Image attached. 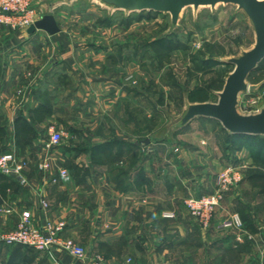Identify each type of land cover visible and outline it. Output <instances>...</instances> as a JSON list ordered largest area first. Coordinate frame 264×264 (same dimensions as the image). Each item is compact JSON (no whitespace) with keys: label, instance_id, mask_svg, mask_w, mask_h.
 Listing matches in <instances>:
<instances>
[{"label":"crops","instance_id":"0c3cea01","mask_svg":"<svg viewBox=\"0 0 264 264\" xmlns=\"http://www.w3.org/2000/svg\"><path fill=\"white\" fill-rule=\"evenodd\" d=\"M38 8L40 18L45 12L41 4ZM26 29L10 32L0 26V117L5 119L0 133L7 134L0 147L3 143L17 158L28 160L19 174H0V232L16 228L22 210L30 211L37 226L62 218L63 234L85 250L89 246L88 255L109 245L106 256L101 253L107 264H242L249 258L245 248L264 246V220L257 218L254 206L247 207L254 230L223 224L245 205L237 188L225 193L206 227L184 208L188 194L214 190L223 165L239 161L238 149L217 139L183 147L191 155L186 158L181 147L167 140L142 141L137 117L142 97L112 76L106 50L63 45L60 26L54 34ZM45 40L52 44L49 55L41 51ZM24 69L39 76L31 80ZM20 81L30 87L22 100L13 93ZM46 101L51 112L40 117L35 108ZM53 118L60 130L71 133L72 142L50 144L42 136L55 124ZM23 128L35 136L18 145L15 134ZM192 151H198L196 157ZM44 156L51 165L41 170L37 163ZM60 166L69 170V180L59 179ZM165 211L174 216L164 217ZM258 233L262 238L257 242ZM13 248L0 243L1 264ZM55 255L61 264H93L59 248ZM30 256L29 264H53L43 251L33 249Z\"/></svg>","mask_w":264,"mask_h":264},{"label":"rangeland","instance_id":"374dc122","mask_svg":"<svg viewBox=\"0 0 264 264\" xmlns=\"http://www.w3.org/2000/svg\"><path fill=\"white\" fill-rule=\"evenodd\" d=\"M39 4L43 13L54 10L60 30L64 32L59 38L63 45L76 48L85 44L96 51L106 50L110 65L107 69H111L112 76H117L123 85L125 83L129 92L139 93L142 97L137 109L139 137L172 142L181 147L186 158L191 155L183 147L205 146L217 139L226 143L227 131L214 119L195 117L184 126H179V122L188 103L217 100V91L233 69V64L225 59L238 56L254 43L252 24L237 5L186 6L173 23L168 12L117 9L99 0H39ZM6 30L16 32L19 29L6 27ZM41 46L46 55L53 51L52 44L46 40ZM5 68L8 70L7 64ZM23 74L31 80L39 76L25 69ZM246 81L256 88L239 93L237 108L242 113L264 107V61L250 72ZM20 83L13 88V93L22 100L28 95L29 86ZM4 121L0 117V123ZM53 122L55 124L50 126L60 130L55 118ZM63 130L61 127L59 142H72L71 133ZM217 130L224 133L216 137ZM0 135L4 137L5 133ZM42 136L48 138V130ZM3 137L0 136V142ZM238 150L239 161L233 163L240 166L242 177L230 189L237 188L243 193L244 211L248 212V205L254 206L257 218L264 220V191L252 186L246 178L251 172L264 171V144L259 158L255 157L254 145L243 144ZM197 153L192 151V156L196 157ZM212 219L213 216L209 223ZM5 233L0 232V236ZM260 238L262 233L256 235V241ZM247 239L253 237L249 235ZM244 253L249 254V258L242 264H264L262 244L245 248Z\"/></svg>","mask_w":264,"mask_h":264},{"label":"built area","instance_id":"2783aa9c","mask_svg":"<svg viewBox=\"0 0 264 264\" xmlns=\"http://www.w3.org/2000/svg\"><path fill=\"white\" fill-rule=\"evenodd\" d=\"M39 0H0V26L10 29H25L38 18ZM62 136V131L49 127V143L57 144ZM26 158H17L14 152L5 151L0 153V174H19L27 164ZM51 159L49 156L41 158L37 167L41 170L49 169ZM242 171L238 164L229 162L225 164L216 175L215 188L211 192L195 195L188 194L184 199V206L189 214L198 223L206 227L209 224L214 210L220 205L224 195L230 188L241 179ZM60 180L70 179V172L66 167L60 166L58 170ZM41 203L47 202L41 198ZM164 217H173L174 212L165 211ZM233 224L242 228V220L238 212L230 214L228 219L223 220V224ZM65 220H46L42 226H37L32 222L31 213L22 210L16 228L2 234L0 241L6 244L20 243L33 249L43 251L53 264H61L55 255L57 248L69 253L80 260L90 259L93 264H107L100 252L88 255L84 246L72 237L65 236ZM238 239H240L238 237Z\"/></svg>","mask_w":264,"mask_h":264},{"label":"water","instance_id":"95a60500","mask_svg":"<svg viewBox=\"0 0 264 264\" xmlns=\"http://www.w3.org/2000/svg\"><path fill=\"white\" fill-rule=\"evenodd\" d=\"M117 9L153 10L168 12L175 23L180 11L186 6H215L218 3H231L242 9L249 18L254 30V43L238 56L225 59L232 63L233 69L227 74L221 90L217 91L216 101H198L188 103L179 122L186 125L195 117L211 118L218 121L230 133L264 135V107L257 111L242 113L238 110L239 93L254 89L246 79L261 61H264V0H99ZM27 32L43 30L49 34L59 31L52 10L45 12L27 27ZM144 139V142H148Z\"/></svg>","mask_w":264,"mask_h":264},{"label":"trees","instance_id":"16d2710c","mask_svg":"<svg viewBox=\"0 0 264 264\" xmlns=\"http://www.w3.org/2000/svg\"><path fill=\"white\" fill-rule=\"evenodd\" d=\"M35 111L37 112L36 114L41 117L44 114L51 112V103L49 101L41 102L36 106ZM0 130H2L1 127H0ZM5 135L4 137L3 135H0L4 138V139L2 138V141H4L7 138V134ZM32 136H35V133L32 135L25 128L19 129L17 130L15 134V142L18 145H23L24 143L29 142ZM242 138H245V139H242ZM253 139H255L256 141L253 142L252 141ZM142 141H144V139ZM225 141H226L227 147L230 149H240L243 144L252 145V146L254 145L256 146V151L254 154L257 155V156L255 155L254 156L259 158L261 151H262V144H264V135L239 134V133H230L227 131ZM5 151H7L6 146L2 143L0 147V153L5 152ZM262 161H264V158H262ZM4 176H7V175H4ZM246 178L252 186H258L262 189V191H264V171L253 172V173L251 172L247 175ZM239 213H240L241 220H242V228L254 230L251 217L249 216V212L244 211L242 209L240 210ZM13 244H14V248L12 249L11 254L6 264H29L32 261V257L30 256V253L31 251H33V248L20 244V243H13ZM100 249L102 250L100 251V253L106 256L104 252L106 250L109 251V245L103 243L101 244Z\"/></svg>","mask_w":264,"mask_h":264}]
</instances>
